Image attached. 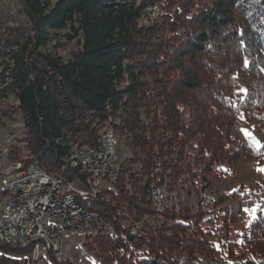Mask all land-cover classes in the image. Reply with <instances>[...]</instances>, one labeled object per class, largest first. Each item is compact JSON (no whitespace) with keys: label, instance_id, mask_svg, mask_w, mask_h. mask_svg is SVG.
<instances>
[{"label":"trees","instance_id":"trees-1","mask_svg":"<svg viewBox=\"0 0 264 264\" xmlns=\"http://www.w3.org/2000/svg\"><path fill=\"white\" fill-rule=\"evenodd\" d=\"M21 3L20 25H0V127L21 121L6 160L82 188L86 174L67 161L75 145L111 127L126 150L116 181L81 200L118 234L87 248L103 264H264V166L260 182L217 192L205 212L188 202L240 158L261 156L232 131L241 114L264 146V0ZM151 5L159 18L144 20ZM50 35L76 48L63 59ZM155 176L185 177L186 199L150 224ZM31 248L0 244V264H30Z\"/></svg>","mask_w":264,"mask_h":264},{"label":"built area","instance_id":"built-area-1","mask_svg":"<svg viewBox=\"0 0 264 264\" xmlns=\"http://www.w3.org/2000/svg\"><path fill=\"white\" fill-rule=\"evenodd\" d=\"M155 7V6H154ZM153 12L156 9L151 7ZM21 19L18 16H0V25L19 26ZM238 133L241 126L237 117ZM113 129L105 127L100 132L96 143L85 147H78L84 156V161L89 164L91 176L101 185L103 182L111 184L112 170L117 160L115 153L105 152V143L108 136H113ZM116 147V142H115ZM0 171H6V181L0 187V234L8 235V243H0L12 246V235H23L29 238L43 239V246H38V251L29 254H39L40 260L44 257L62 258L63 252L55 251V244L58 240L69 237L87 239L94 232L105 231L117 235V229L112 222L103 221L101 217L91 213H81L79 209L69 206L68 198L66 203L58 205L53 209L42 208V201L46 197L62 194V187L66 184L59 176L38 166L36 163H25L21 159L1 163ZM156 175V171L154 172ZM12 175L11 178H8ZM25 175L37 177V186L22 187L20 178ZM161 184L156 176L150 184V190L155 195V201H164L158 196V185ZM204 195L202 207L211 206V200ZM5 197H14L13 206H5ZM81 214L80 222H72V215ZM151 224V222H149ZM135 229V228H134ZM56 230L55 240H48V231Z\"/></svg>","mask_w":264,"mask_h":264},{"label":"rangeland","instance_id":"rangeland-1","mask_svg":"<svg viewBox=\"0 0 264 264\" xmlns=\"http://www.w3.org/2000/svg\"><path fill=\"white\" fill-rule=\"evenodd\" d=\"M202 1H207V0H202ZM21 4H22L21 0H0V16L15 17L19 15V17H21V19L23 20L24 18L22 17L23 14L20 12ZM151 7L156 9L158 13L157 15H153V14L151 15V11H150ZM159 13H160L159 6L151 5L143 10L142 15L144 17V20L149 19L150 21H155L157 18H159ZM51 35L47 47L50 48L52 52H54L58 56H61L63 59H65L68 56V53L71 50H74L76 48L75 40L62 39L61 35H56V37H53ZM239 119L241 122H243V126L239 127V133H238L237 122L234 119L232 134L238 136L242 135L246 138H251V137L257 138L256 148L259 150L263 147V150L261 152L260 157L240 158L236 163L233 164L234 166L233 172L226 173L223 176L215 179L213 184L209 186L210 188L206 190L207 193H210L214 196H216L215 194L217 192H230L235 188H237L240 184H248L249 182L252 181L260 182L263 178L264 146L261 140L259 139L253 125L249 123L247 120H245V118L241 114L239 115ZM6 123H7V127L4 128L0 127L1 163L8 162L6 160L5 153H7V149L15 141V136L19 135L20 127H21V121L18 120V118L14 121L7 120ZM124 152H126V150L125 149L123 150L121 148L120 150L121 157L123 156L125 157ZM261 160H263V162ZM11 177L12 175H9L8 178ZM162 181H166V180L162 179ZM110 185L111 184L108 182H103L100 185V188ZM183 187L186 188V185ZM180 195L183 197V194L181 192ZM183 198L184 199H182L181 206L183 205L186 196L184 195ZM188 199H189L188 202H190V204L195 205V202L197 200L196 196L195 198L194 196H189ZM197 207H199L203 211V207L201 205H198ZM160 217L161 216H158L157 214H153L152 218L145 216L144 219L152 223L155 220V218L159 219ZM217 233L218 232H215V236H214L215 238H218L220 235V232L218 234ZM86 242L87 239L84 238L69 237L64 239V241L62 242L63 256L61 260H56V259L55 260L57 262H63V263L69 262L72 264H103L100 258H98L92 250H89L87 248ZM46 264H51V261H48Z\"/></svg>","mask_w":264,"mask_h":264},{"label":"bare ground","instance_id":"bare-ground-1","mask_svg":"<svg viewBox=\"0 0 264 264\" xmlns=\"http://www.w3.org/2000/svg\"><path fill=\"white\" fill-rule=\"evenodd\" d=\"M151 15H157V12H153L150 9ZM153 18V17H152ZM240 120V119H239ZM237 122V117L235 118ZM241 126H243V122H241ZM238 126V125H237ZM239 137V136H238ZM116 142V147H115ZM121 146L119 143V139L115 132L113 131V136H108L105 143V152L106 153H115V157L117 160V164L114 165L112 170V180L111 184L114 183L117 179V165L121 160L124 158L120 156ZM6 154V153H5ZM67 161H69L70 165L73 167H78L86 174L85 177V187H77L74 186L72 183L65 181V187H62V194H57L55 196L46 197L45 200L42 201V208L46 209H53L58 205H62L66 203V198H68L69 206L74 207L75 209H79L81 213H91L93 215L101 217L103 221L110 222L104 219L99 213L89 210L81 204V200H85L91 197H95L99 191L101 190L99 183L95 179V176L90 175L89 171V164L88 162L84 161V156L79 151L78 147H74L70 154L67 156ZM159 170V168H156ZM161 182L158 185V196L162 199H169V201L164 204V201H155V195L151 192L149 188V195L151 197L152 202V209L153 212L157 215H161L164 211H178L181 207V202L183 197L180 195V192L183 194V186H185V177L181 179H177L173 185L169 184L167 181H162L159 177L156 178ZM6 181V171H0V187L4 185ZM20 186L22 187H34L37 186V177L34 175H25L20 178ZM183 187V188H182ZM201 190L197 194V200L195 205L203 206L204 203V195ZM205 196L211 200V205L215 201V196L207 193L205 191ZM14 205V197H5V206H13ZM207 210V207H203V212ZM204 214V213H203ZM207 214V213H206ZM81 221V214H74L72 215V222H80ZM214 227V226H213ZM209 230V229H208ZM214 230V229H213ZM215 231V230H214ZM220 231V230H218ZM218 234V233H217ZM101 236H110L114 237L115 235L110 233H105V231H98L92 233L89 239H95ZM220 236V235H219ZM56 238V230H49L48 231V240H55ZM28 241H32V248L31 253L38 251V246H43V239L38 238H29L24 237L23 235H12V243L13 246H23L27 244ZM64 240H58L55 244V251L62 252V242ZM0 243H8V235L7 234H0ZM56 260H61L59 257H53ZM50 260V257H44L40 260V264H46ZM63 261V260H62ZM39 264V254H32L30 255V264Z\"/></svg>","mask_w":264,"mask_h":264},{"label":"water","instance_id":"water-1","mask_svg":"<svg viewBox=\"0 0 264 264\" xmlns=\"http://www.w3.org/2000/svg\"><path fill=\"white\" fill-rule=\"evenodd\" d=\"M248 141L250 142V143H252V145H256V143H257V138H255V137H251V138H248Z\"/></svg>","mask_w":264,"mask_h":264},{"label":"snow or ice","instance_id":"snow-or-ice-1","mask_svg":"<svg viewBox=\"0 0 264 264\" xmlns=\"http://www.w3.org/2000/svg\"><path fill=\"white\" fill-rule=\"evenodd\" d=\"M245 211H248L247 209H245ZM252 211H255V210H252Z\"/></svg>","mask_w":264,"mask_h":264}]
</instances>
